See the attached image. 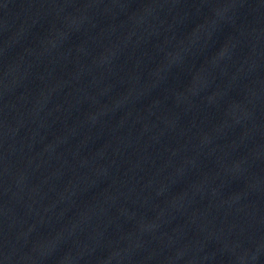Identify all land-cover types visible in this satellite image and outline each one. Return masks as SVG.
I'll list each match as a JSON object with an SVG mask.
<instances>
[{"label": "water", "instance_id": "95a60500", "mask_svg": "<svg viewBox=\"0 0 264 264\" xmlns=\"http://www.w3.org/2000/svg\"><path fill=\"white\" fill-rule=\"evenodd\" d=\"M0 264H264V0H0Z\"/></svg>", "mask_w": 264, "mask_h": 264}]
</instances>
